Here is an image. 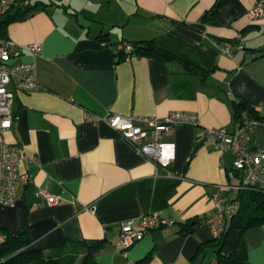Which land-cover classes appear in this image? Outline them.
<instances>
[{"label":"crops","instance_id":"0c3cea01","mask_svg":"<svg viewBox=\"0 0 264 264\" xmlns=\"http://www.w3.org/2000/svg\"><path fill=\"white\" fill-rule=\"evenodd\" d=\"M40 1L4 28L21 49L15 61L34 62L38 87L14 90L13 122L2 138L21 147L17 170L31 181L15 182V205L0 203V229L22 232L27 248L44 251L98 240L95 264H143L145 257L146 264H215L210 251L197 253L214 237L204 219L218 184L237 185L240 172L231 151L216 149L203 134L207 127H234V100L264 114V17L246 16L259 0H227L206 21L200 17L215 0ZM146 39L176 57L125 58L115 48ZM224 42L230 54L221 52ZM171 111L193 112L197 123L180 122L162 135L174 142L166 169L104 120L108 113L161 118ZM257 147L264 148V122L247 141L249 150ZM38 187L58 202L36 196ZM223 195L234 198L238 190ZM148 213L172 224L123 250L120 222L137 223ZM188 221L193 226L181 230ZM243 243V264H264V224L249 227Z\"/></svg>","mask_w":264,"mask_h":264},{"label":"built area","instance_id":"2783aa9c","mask_svg":"<svg viewBox=\"0 0 264 264\" xmlns=\"http://www.w3.org/2000/svg\"><path fill=\"white\" fill-rule=\"evenodd\" d=\"M13 0H0V14L5 12ZM27 0L24 1L26 3ZM249 19L264 17V1H257L246 11ZM33 54L39 51L36 43L28 46ZM115 48L125 52V58H130L133 45L128 41H120ZM222 53L230 54L231 43L224 42L220 46ZM21 54V49L7 36L0 35V203L13 206L16 204L15 182L20 178L30 182L29 174L20 173L17 165L21 158L22 149L17 144L3 140V133L13 122L10 109L14 90H32L38 87L35 65L33 61H15ZM105 122L116 130L139 152L153 160L160 167L168 168L174 158V142L162 139L165 133H171L180 122L196 124L197 115L188 111H171L163 117L134 116L120 113H108ZM256 121L241 116L232 129L225 126L207 127L203 137L214 141L215 148L232 153V166L240 172V182L233 186L228 183L218 184L217 191L212 195L213 210L205 216L211 234L216 237L223 230L228 216L239 210L238 198H226L224 191L235 187L238 191L244 189L264 190V148L249 150L247 141L253 131ZM36 196L47 204L58 202L59 196L52 194L46 187H38ZM172 224L168 218L158 214H143L137 223L133 220L120 222L118 243L127 249L140 240L145 233L158 226ZM4 236L0 233V244Z\"/></svg>","mask_w":264,"mask_h":264},{"label":"trees","instance_id":"16d2710c","mask_svg":"<svg viewBox=\"0 0 264 264\" xmlns=\"http://www.w3.org/2000/svg\"><path fill=\"white\" fill-rule=\"evenodd\" d=\"M13 0L10 7L0 14V35H5V25L11 21L19 20L35 9L40 8L41 1ZM227 0H215L205 10L200 19L206 21L216 16ZM135 55L152 56L158 59L176 57L172 52L159 47L153 39L137 40L131 42ZM125 55L124 51H120ZM185 66L194 67L189 62L180 59ZM264 122V114L259 108L253 107L246 100L233 101L234 125L241 118ZM236 198L240 201L239 210L226 218L224 230L216 237L199 244L197 253H212L215 264H243L246 258L243 243L244 232L252 226L264 224V190H239ZM193 224L191 221L181 223V230H188ZM4 239L0 244V264H75L78 260L82 264H95L93 253L98 251V240L84 241L80 244L72 243L56 250L44 251L31 249L26 246L24 233L11 234L0 229ZM147 257L141 261L146 264Z\"/></svg>","mask_w":264,"mask_h":264}]
</instances>
